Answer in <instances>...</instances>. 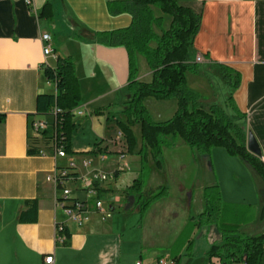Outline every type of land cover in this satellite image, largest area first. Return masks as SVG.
<instances>
[{
	"label": "crops",
	"instance_id": "obj_1",
	"mask_svg": "<svg viewBox=\"0 0 264 264\" xmlns=\"http://www.w3.org/2000/svg\"><path fill=\"white\" fill-rule=\"evenodd\" d=\"M108 1L115 0H32L31 4L26 0H0V114H4L0 122V264H46L44 259L49 255L53 257L50 264H158L160 259L165 264H205L211 245L200 254L187 249L198 235L211 236L214 243H222L215 223L193 226L195 220H190L205 210L204 188L211 185L219 188L220 207L242 213L238 223L241 232L264 234V180L223 147L206 153L212 171L210 180L196 194L182 191L167 212L163 209L170 207L165 202L169 192L154 202L142 218L135 197L124 195L123 189L138 175L141 146L140 124L131 127L136 140L131 153L125 140L121 141L123 136L117 126V121H126L123 111L132 97L127 87L128 53L123 46L98 42L96 33L126 27L132 16L110 14ZM176 1L201 15L189 55L192 60L202 55L203 61L195 73L186 74L189 86L200 93L202 107L218 104L230 115L234 112L226 100L228 96L234 98L245 115L239 124L256 139L264 162V0ZM47 2L51 4L52 17L38 16ZM152 10L155 16L162 17V27L168 28L171 17L154 6ZM153 28L160 34L158 27ZM42 33L50 34L52 54L43 53ZM65 55L76 63L81 92L73 109V154L54 158L47 148L44 155L30 154V145L39 150L44 145L40 137L31 143L30 120L53 119L36 112V96L56 92L55 84L45 78L42 65L54 67L57 57ZM136 62L137 79L149 82L152 70L146 59L138 54ZM218 63L239 72L237 88L224 79ZM148 103L155 113L169 110L171 116L177 108L174 98L147 97L144 104L151 116ZM176 146L163 148L162 157L166 150L176 151ZM148 166L149 181L164 163L162 160L158 169L149 158ZM55 167L71 168L74 178L68 187L71 196L78 198L85 197L86 184L94 172L113 173L114 178L100 182L98 188L100 197H109L111 217L101 220L92 213L82 226L71 222L57 203L60 191L46 179ZM27 199H37L35 214L30 211L27 215L34 219L20 220ZM180 207L184 212H179ZM188 222L192 226L185 236ZM57 223H64L69 232L63 244L55 241ZM260 264H264V252Z\"/></svg>",
	"mask_w": 264,
	"mask_h": 264
},
{
	"label": "trees",
	"instance_id": "obj_2",
	"mask_svg": "<svg viewBox=\"0 0 264 264\" xmlns=\"http://www.w3.org/2000/svg\"><path fill=\"white\" fill-rule=\"evenodd\" d=\"M152 6L158 8L164 15L171 17L168 28L162 27V17L155 16ZM108 12L112 15L129 13L131 23L122 28L96 33V40L107 46H123L128 53V90L132 97L123 111L126 121H117L127 151L132 152L136 140L131 127L140 124L141 146L139 149L140 170L130 185L123 189L126 196H134L139 206L140 218L157 200L168 194V188L158 185L144 188L149 175L148 160L152 158L155 166L162 167L163 148L175 145L180 138L191 149L200 153H209L214 147H223L230 156L244 160L264 180V162L260 156L248 151L246 147L247 132L239 124L244 113L236 106L234 98L228 96L226 105L232 108L234 115L225 109L212 104L204 108L199 104L200 93L190 87L186 74L195 73L198 63L190 58L189 48L200 27L201 15L191 7L178 3L176 0H115L107 2ZM38 16L52 17L51 4L47 2ZM154 26L160 29L155 32ZM143 56L152 77L149 82L137 79V55ZM224 79L233 87L240 84L239 72L230 66L218 63ZM45 78L55 84L54 94L40 93L36 96V112L41 115L51 113L53 107L60 109L57 113L56 129L64 137V150L73 154L70 147L71 134L74 129L73 109L78 105L81 92L76 77V63L68 55L58 56L56 65H42ZM232 73H235L233 78ZM152 97L156 100L176 99L177 108L174 114L163 121L154 120L144 104V99ZM99 113V111H94ZM4 114H0V122ZM33 137L32 144L37 140ZM44 143H49V137H42ZM39 149L30 145L28 153L36 154ZM94 152V151H91ZM71 175L74 174L72 173ZM205 210L190 220L195 225L216 224L212 214L208 212L209 202L219 205L220 195L217 185L204 188ZM25 208L20 213V220L28 218V213L37 209V199H27ZM218 207V206H217ZM26 217V218H25ZM204 221L202 222V220ZM219 229V228H218ZM227 231L235 234H225ZM222 232L219 229L222 243L212 244L206 253L205 264H260L264 252V234L247 235L232 229ZM68 238L67 228L63 230ZM66 238V239H67Z\"/></svg>",
	"mask_w": 264,
	"mask_h": 264
},
{
	"label": "rangeland",
	"instance_id": "obj_3",
	"mask_svg": "<svg viewBox=\"0 0 264 264\" xmlns=\"http://www.w3.org/2000/svg\"><path fill=\"white\" fill-rule=\"evenodd\" d=\"M148 107L151 110V117L156 121H163L171 116L169 114V110H163V112L155 113L150 107L149 103ZM170 107H168V109H170ZM136 134L137 140L140 141L139 131ZM124 140V137H122L121 141ZM175 144H177L176 151L169 152L168 150H166L165 156L162 157L164 163L163 169L160 171L156 170L157 172L155 176L149 181L148 179H146L144 186V188H149L154 187L157 184H161L168 188L169 197L167 198L168 200H165V202L166 205H170V207H165L163 209L164 212L172 209V205H174V202L178 200L180 193H183L182 191H194V193L196 194L197 190L210 180L212 174L209 164V157L206 153H200L191 149L180 138L176 139ZM174 146L170 148H173ZM42 148H48V143H44V145H42ZM129 174H132V172H130ZM108 198L109 197L107 195L101 196L104 205L110 204V200ZM123 211L124 209L121 208V212ZM173 212H175V210H173ZM179 212H184V209L180 207ZM208 212L212 214V219L216 221V226H218V228L222 230V232L225 233V231L232 229L241 231L238 223L242 220V213L238 210L235 211L231 209H223L219 205H215L214 203H212V201H210ZM203 221L204 219L202 220V222ZM190 224L188 222L186 229L183 232L185 236H187L192 226ZM229 233L235 234L234 232L229 231H227L225 234ZM213 243L214 241L211 236L198 235L193 244L189 245V248L187 250H189L188 252L200 254L202 250H204V248L208 247V244L212 245ZM140 263H142V261H140Z\"/></svg>",
	"mask_w": 264,
	"mask_h": 264
},
{
	"label": "built area",
	"instance_id": "obj_4",
	"mask_svg": "<svg viewBox=\"0 0 264 264\" xmlns=\"http://www.w3.org/2000/svg\"><path fill=\"white\" fill-rule=\"evenodd\" d=\"M32 0H26L27 4H31ZM49 33H42L41 40L44 42L43 53L44 55L52 54V48L49 45L50 41ZM195 62L200 63L203 61L202 55H197L194 59ZM60 109L56 106L53 107L51 122H48L41 118H32L29 123L33 137H49L48 152L50 156L65 157L67 153L64 150L65 140L64 137L59 134L56 129L57 113ZM39 154H46L45 149H40ZM84 166H88V162L84 161ZM70 167H55L53 173L48 175L46 179L54 184V186L60 191V195L57 198L58 205L63 209V212L68 219L77 226H82L90 220L91 214L95 213L101 220H105L111 217L112 210L111 205H104L101 197L98 193L99 183L102 181H108L114 178L113 173H105L102 171H96L91 175L90 180L86 184L87 193L84 198H78L71 196V189L68 187V183L74 178L70 172ZM89 192V193H88ZM66 228L64 223H57L55 225V241L58 244H63L66 240V236L63 233ZM53 257L51 255L45 257L44 262L46 264L52 263ZM136 264H141L137 262ZM158 264H165L163 259H160ZM239 264H245L243 262Z\"/></svg>",
	"mask_w": 264,
	"mask_h": 264
},
{
	"label": "water",
	"instance_id": "obj_5",
	"mask_svg": "<svg viewBox=\"0 0 264 264\" xmlns=\"http://www.w3.org/2000/svg\"><path fill=\"white\" fill-rule=\"evenodd\" d=\"M246 147L248 151L251 152L252 154L256 156H260V148L258 146L256 139L253 137L251 133H248Z\"/></svg>",
	"mask_w": 264,
	"mask_h": 264
}]
</instances>
